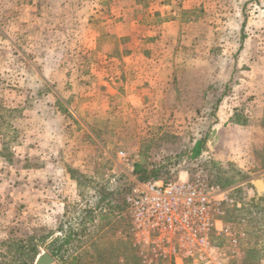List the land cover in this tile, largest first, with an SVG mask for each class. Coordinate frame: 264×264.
I'll use <instances>...</instances> for the list:
<instances>
[{
    "label": "rangeland",
    "instance_id": "374dc122",
    "mask_svg": "<svg viewBox=\"0 0 264 264\" xmlns=\"http://www.w3.org/2000/svg\"><path fill=\"white\" fill-rule=\"evenodd\" d=\"M92 1L0 0V264H169L134 246L136 165L170 180L200 168L242 204L224 209L232 235L210 233V258L184 264H264V160L219 156L264 152V0H140L184 35L158 97L137 94V52L162 49L137 46L156 33L137 27V0ZM221 103L232 124L219 126Z\"/></svg>",
    "mask_w": 264,
    "mask_h": 264
},
{
    "label": "built area",
    "instance_id": "2783aa9c",
    "mask_svg": "<svg viewBox=\"0 0 264 264\" xmlns=\"http://www.w3.org/2000/svg\"><path fill=\"white\" fill-rule=\"evenodd\" d=\"M118 155L125 157L123 152ZM126 206L134 246L150 263L169 264L209 259L214 250L210 233L232 235L223 222L224 209L242 208L232 189L210 183L200 168L185 180L135 181ZM245 222L241 217L237 223Z\"/></svg>",
    "mask_w": 264,
    "mask_h": 264
},
{
    "label": "crops",
    "instance_id": "0c3cea01",
    "mask_svg": "<svg viewBox=\"0 0 264 264\" xmlns=\"http://www.w3.org/2000/svg\"><path fill=\"white\" fill-rule=\"evenodd\" d=\"M92 4H95L96 6L97 1H92ZM151 7H143L141 5V1L137 0V27H142L143 23L145 22V27L149 31H156V33H153L154 37H151L150 39L145 37V35H140L138 37L137 35V46L138 45H153L154 43L156 46L161 47L162 49H159V51L155 52H142L138 53L137 52V94L145 91L142 87L143 85H147L145 87L147 91L151 92L153 95L162 96V95H169L170 89H168L167 85L161 82V77L162 75L164 76L165 71H166V62L171 58L170 56L167 55L166 51L168 48L174 44L176 41H178L180 37L179 29L180 24L177 19L174 20H157L154 19L155 11L158 9H150ZM125 13L127 11L126 8L120 7L119 12ZM118 12V11H117ZM102 10L100 8H95V10H91L89 14H93L94 17L97 18V15L100 16L102 14ZM82 14V13H81ZM88 14V12H87ZM150 15V17H149ZM158 18V16H157ZM90 19V18H89ZM92 20V19H91ZM151 20V21H148ZM108 22V21H107ZM100 24L103 26V24L100 22ZM115 25V29L118 30L119 24H113ZM183 26V25H182ZM151 36V35H150ZM182 39L184 38V35H181ZM118 38L120 35L117 36ZM186 37V35H185ZM96 42V39H95ZM96 45V43H95ZM166 48V49H165ZM109 58V57H105ZM109 60H114V58H109ZM168 70V69H167ZM150 74V75H149ZM144 75V76H143ZM140 79H143L145 81H140ZM167 88H166V87ZM154 91V92H153ZM204 95V94H202ZM235 106H232L231 104H223L221 103L219 107V114H218V121H219V126L221 125H228L233 123V112H235ZM248 122V120H247ZM237 126L236 124H233ZM262 141L264 143V129L262 130ZM226 144H224L225 146ZM220 158L221 160L225 161H231L236 166L239 168H242L243 170H246L244 166H251V164L254 162V160H257L260 162L262 165V160H264V152L261 151V153H246L245 155H240L243 156V159H240V156H235L232 151H227V149L220 150ZM248 168V167H247ZM264 172V169L261 170ZM255 182V181H254ZM253 182V184H254ZM263 182V180H262ZM264 183V182H263Z\"/></svg>",
    "mask_w": 264,
    "mask_h": 264
},
{
    "label": "trees",
    "instance_id": "16d2710c",
    "mask_svg": "<svg viewBox=\"0 0 264 264\" xmlns=\"http://www.w3.org/2000/svg\"><path fill=\"white\" fill-rule=\"evenodd\" d=\"M201 146H202V143L200 141L195 143V145L192 149L191 158L199 157V155L201 154ZM134 174L137 176V180L140 182L157 181V180H162V181L170 180V178L169 179H162L159 176V174H160L159 170H157V169L149 170L146 167H143L141 165H136ZM167 174H169V173H167ZM52 255L53 256L55 255L54 251H53Z\"/></svg>",
    "mask_w": 264,
    "mask_h": 264
},
{
    "label": "water",
    "instance_id": "95a60500",
    "mask_svg": "<svg viewBox=\"0 0 264 264\" xmlns=\"http://www.w3.org/2000/svg\"><path fill=\"white\" fill-rule=\"evenodd\" d=\"M254 186L259 193H262L264 191V186L262 182L259 180L254 182ZM54 263L55 260L53 259V257L46 252L40 253L34 261V264H54Z\"/></svg>",
    "mask_w": 264,
    "mask_h": 264
}]
</instances>
